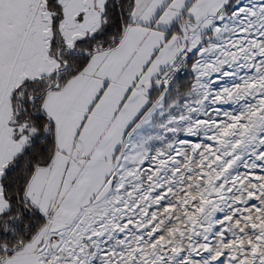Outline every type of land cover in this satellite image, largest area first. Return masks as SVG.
<instances>
[{
    "label": "snow or ice",
    "instance_id": "6c2138e0",
    "mask_svg": "<svg viewBox=\"0 0 264 264\" xmlns=\"http://www.w3.org/2000/svg\"><path fill=\"white\" fill-rule=\"evenodd\" d=\"M0 264H264V0H0Z\"/></svg>",
    "mask_w": 264,
    "mask_h": 264
}]
</instances>
